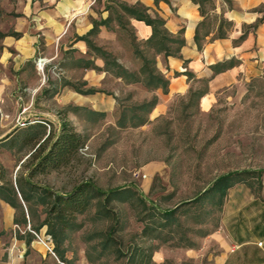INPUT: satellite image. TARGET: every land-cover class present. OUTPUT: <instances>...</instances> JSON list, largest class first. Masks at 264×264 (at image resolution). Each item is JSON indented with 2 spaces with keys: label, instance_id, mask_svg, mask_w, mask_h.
<instances>
[{
  "label": "crops",
  "instance_id": "obj_1",
  "mask_svg": "<svg viewBox=\"0 0 264 264\" xmlns=\"http://www.w3.org/2000/svg\"><path fill=\"white\" fill-rule=\"evenodd\" d=\"M209 1L213 4L211 14L217 16L215 25L204 13V2L201 13L200 5L193 0H119L127 7L146 9L152 18L157 16L164 21L169 38L184 40L176 56L165 57L146 43L152 34L151 27L120 7L121 12L114 10L113 0H18L9 30L20 36L0 39V140L6 137L0 145L24 131L45 132L41 123L15 130L14 121L21 112V117L43 121L56 131L60 130L61 117L76 127L74 114L81 111L107 120L113 118L121 88L131 92L133 98L135 91L142 94L139 105L153 97L157 99L155 107L147 113V121L165 117L171 103L189 93L191 81L187 76L207 80L206 90L198 99L202 112L215 106L219 92L234 87L241 94L251 80L264 77V20L261 21L264 0ZM101 21L106 24L99 26L96 34L86 36L93 24ZM83 37L91 46L110 54L127 73L112 64L105 67V60ZM132 42L155 53L157 63L153 73L168 81L166 93L162 88L146 86V74L141 73L143 65L132 66L133 54L143 56ZM38 59H45L42 71L37 67ZM222 64L232 66L216 74L214 67ZM129 74L139 82H133ZM108 79H112L115 88L111 94L105 92ZM88 90L91 92L85 93ZM60 111H64L61 116ZM40 132L35 133L37 139L27 140L18 148L19 160L11 155V151L17 152L14 146L9 145L5 152L0 149V162L10 175L30 158ZM7 153L13 160L5 156ZM29 169L22 173L23 177ZM262 185L259 195L242 186L234 188L224 197L215 227L210 224V215L214 214L208 211L195 224L188 243L165 240L152 253L150 262L264 264V181ZM15 190L27 223L16 224L19 214L0 199V264H60L59 258L49 255L32 234L23 232L30 218L17 185ZM37 213L42 221L45 215L41 206ZM63 250V258L70 264H91L81 256L72 263V254Z\"/></svg>",
  "mask_w": 264,
  "mask_h": 264
},
{
  "label": "rangeland",
  "instance_id": "obj_2",
  "mask_svg": "<svg viewBox=\"0 0 264 264\" xmlns=\"http://www.w3.org/2000/svg\"><path fill=\"white\" fill-rule=\"evenodd\" d=\"M17 2L0 0V32L9 30ZM119 4V0H113L111 6L121 12ZM212 8L213 4L204 2V13L215 25L217 16L211 14ZM131 44L143 52V56L130 57L132 66L140 68L146 58L149 68L155 70V53L148 47L141 48L139 43ZM167 45L172 51L176 48ZM187 77L191 81L189 93L175 99L167 115L155 121H147L148 112L136 109L143 95L135 91L133 98L131 92L122 88L113 118L107 120L84 111L74 114L75 129L88 137L79 158L59 173L32 180L53 191H69L82 180L92 181L105 194L118 190L109 202L104 197L96 199L87 212L77 216L81 228L69 233L63 245L72 254V263L81 256L91 264H152V253L165 240L173 244L176 239L188 243L193 238L195 224L208 211L214 214L210 215V224L213 227L217 224L224 198L222 203L212 204L209 195H200L224 174H241L242 182L231 187L228 194L240 186L254 195L261 193L264 77L251 80L241 94L234 87L219 92L217 103L209 112L198 107V94L206 90L207 80ZM111 82L112 79L106 80V93L111 94L115 89ZM14 124L18 130L16 119ZM37 132L40 131L21 132L0 145V149L5 152L9 145L14 146L17 152L11 151V155L19 160L18 148ZM58 133L45 126L36 144L43 142L46 146ZM5 156L13 160L8 153ZM31 161L30 157L11 175L5 169L14 187L16 177L23 176ZM39 209L40 206L35 210ZM168 211L173 212L165 216Z\"/></svg>",
  "mask_w": 264,
  "mask_h": 264
},
{
  "label": "trees",
  "instance_id": "obj_3",
  "mask_svg": "<svg viewBox=\"0 0 264 264\" xmlns=\"http://www.w3.org/2000/svg\"><path fill=\"white\" fill-rule=\"evenodd\" d=\"M228 1V0H225ZM193 2L198 3L201 8V2H210L209 0H193ZM119 7L130 14L133 18L138 21H143L147 26L152 29L151 37L147 40V44L153 47L156 53H164L165 57L176 56L179 49L185 44L184 40L178 38H169L167 32L164 28V21L157 16L152 18L146 13V9H141L138 7H127L123 4H119ZM264 20V16L261 21ZM106 21L95 22L93 28L86 36H92L97 33L98 27L105 25ZM5 36H20L14 32H8L4 34L0 32V39ZM242 36L241 38H243ZM86 40V38H81ZM87 41V40H86ZM195 42L200 49L198 43V37L195 36ZM89 47H92L97 54H99L105 60V67L108 64H112L115 67H119L114 58L107 52L102 51L99 48L91 46L90 42L87 41ZM167 44L175 45L174 51L168 47ZM143 68L141 73H145V83L148 88H162L163 92H167L168 81L160 76L154 75L153 70L149 68V60L143 58ZM232 64H222L215 66V73H220L223 70L231 67ZM119 70L123 73H127L121 67ZM143 70V72H142ZM132 76L133 82H139V79ZM88 90L85 93H90ZM204 92L198 94L201 97ZM157 99L153 97L149 102L143 103L136 106L137 110H144L150 112L156 105ZM64 111H60L58 114L61 116ZM60 130L56 137L50 138L46 146L42 145L46 142L50 136V133L44 139L42 143H38L37 147L34 148L33 153L30 155L31 164L30 168L25 177L17 176L15 183L21 194L23 201L25 202L28 214L30 218L31 228L35 231L39 230L41 227L46 226L47 233L52 237L54 243V252L59 258L61 263L70 264L67 260L63 258L62 253H64L63 245L68 239V234L77 231L81 228L77 224V216L83 215L92 206L94 200L104 197V201L109 202L111 196L113 197L118 190L105 192L99 190L92 181L82 180L72 186L69 191H53L46 186H40L34 183L32 180L37 176H46L52 173H59L62 170L71 166L79 158V154L82 149L85 148L88 141V137L82 133L77 132L73 124L61 117ZM141 124L140 126H142ZM2 138L1 141L5 140ZM37 139L36 135L30 141ZM240 173H228L217 177L210 188L206 189L201 195H209L212 204L222 203L224 196L227 191L237 183H241ZM0 199L12 206L19 217L15 218L16 224H26L27 220L25 218V212L22 204L19 202L17 192L15 190L13 181L9 179L5 168L0 164ZM220 200V201H217ZM42 207V213L45 217L42 221L39 220V214L32 207ZM173 211L165 212V216H169ZM100 213V211L98 212Z\"/></svg>",
  "mask_w": 264,
  "mask_h": 264
},
{
  "label": "built area",
  "instance_id": "obj_4",
  "mask_svg": "<svg viewBox=\"0 0 264 264\" xmlns=\"http://www.w3.org/2000/svg\"><path fill=\"white\" fill-rule=\"evenodd\" d=\"M44 61H45V59H38L37 60V67L41 71L43 70L44 65H45ZM22 113L23 112H21L16 118V126L18 129L26 128L28 125H31V124L41 123V124L46 126L47 130H50L49 125L45 122L37 121V120L26 121V120L21 119L20 117H21ZM82 150H84V149H82ZM15 229L20 231V228L18 225H15ZM23 232H28V233L32 234L34 236L35 240L45 249V251L47 253H49V255H51L53 258L58 260L56 257V254L54 252L53 240H52L51 236L46 232V230L35 231L31 228L30 224H27L25 229L23 230ZM259 245L261 246V243H259ZM59 263L64 264L61 262H59Z\"/></svg>",
  "mask_w": 264,
  "mask_h": 264
}]
</instances>
